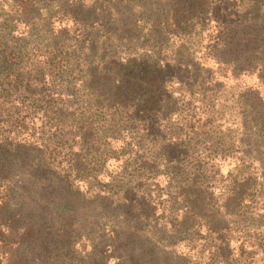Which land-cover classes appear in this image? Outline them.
Returning <instances> with one entry per match:
<instances>
[{
  "label": "trees",
  "instance_id": "1",
  "mask_svg": "<svg viewBox=\"0 0 264 264\" xmlns=\"http://www.w3.org/2000/svg\"><path fill=\"white\" fill-rule=\"evenodd\" d=\"M132 1L142 10L138 22L142 21L143 25L151 23V27L160 28L132 39L136 45L144 41L148 44L153 42L152 60L147 59V49L143 48L146 55L138 56L132 65L127 62L105 67L100 72L98 83V92H105V98L101 100L94 95L99 102L96 107L92 103L93 97L83 108L60 106L63 97L68 100L65 104L73 101L72 105H78L75 94L94 90L86 81L81 82L84 76L79 62L82 60L76 54L87 52L88 56H92L96 51L93 40L84 32L72 38L62 33L63 40L72 45L62 49L60 59L53 61L51 67L55 66L59 72L51 77L61 79L59 82L63 91L40 89L41 92H48L39 104L46 103L51 111L50 114L43 112L44 127L49 129L46 130L48 133L52 132L47 140L40 132L38 138L20 141L12 138L10 141L5 130H27L25 118L22 121L20 116L16 117L14 126L3 119V112L8 111L6 107L11 105L12 96L20 89V83L15 78V85L9 84L11 89L0 88V264H68L70 252L76 245L75 238L71 242L72 237L62 231L66 227L65 218L58 217L60 224L56 229V219L50 218L36 201L27 199L30 197L25 195V182L29 185L30 196L51 194L55 196L54 200L61 196L63 200L77 201L80 205L97 204L103 209H111L114 214L110 219L125 220L131 223L130 229L136 234L149 235L158 245L166 246L189 239V230H193L194 226L197 228L193 234L200 239L215 237L223 241L225 233L230 230L229 222L226 221L224 226L214 220L216 213L219 214L215 209L216 202L225 198L237 205L250 197L245 193L252 188L248 187L250 183L264 187L246 175L244 159L251 157L242 153V158L235 161V169L223 182L225 184L215 193L214 180L206 177L208 164L199 159H211L210 148H204L205 156H197L194 151L195 142L201 137L197 131L203 132L209 125L221 123V113L225 110L223 105L221 109L215 108L219 103L216 96L224 85L213 77L214 72L202 65L203 61L210 58L218 65V70L229 71L235 77L257 74L258 81L264 86V76H261L264 62L253 54L254 48H247L249 43L264 41V0H160L165 7L158 9L154 22L148 20V10L143 9L147 0H127L129 3ZM109 8L115 9V5H109ZM97 10L96 7L77 4L66 14L71 23L83 29L90 22H104V17L96 14ZM126 34L123 32L121 35ZM131 34L128 36H136L139 32ZM202 38L206 41L205 47ZM173 42L179 47L181 44L186 46L185 57L178 50H173ZM4 63L0 61V84L8 83L6 77L1 78L7 74L5 71L9 72V66ZM97 70L99 68L88 69L87 78ZM122 81L128 91L135 94L131 103L122 102L119 88ZM24 92L33 103L31 98L36 92L31 89H24ZM246 94L255 99L244 107L240 103L241 110H246V121L250 127L252 122L256 127V131L248 137L252 139L256 136L262 140L264 100L251 90H247ZM179 104L184 107L181 112L191 116V119L177 127L181 135L176 139L171 137L177 142V158L162 166L158 155L160 149L156 148V144L165 132L159 136V127L180 110L177 108ZM98 109H102L103 114ZM222 123L225 125L226 122ZM222 126L220 124L217 129ZM245 131L242 136L247 138L249 129ZM119 142L121 146L117 147ZM109 161L121 162L115 167L118 177H114L108 186L100 187V178ZM127 170L133 171L126 173ZM156 177L162 178L157 181ZM133 178H136L135 182ZM138 180L143 184L137 185ZM252 192L255 193V190ZM53 202L52 209H57L54 205L61 204V201ZM43 204L46 208L47 205ZM157 209L161 211L159 217L155 216ZM200 226L206 230L204 237L198 233ZM179 227L185 228L180 238L174 233ZM170 236L177 241L170 240ZM55 237L62 238L56 241ZM56 242L59 247L52 249ZM216 252L222 254L223 250L217 249ZM229 254L227 250L226 255H221L224 258L222 264H228Z\"/></svg>",
  "mask_w": 264,
  "mask_h": 264
},
{
  "label": "rangeland",
  "instance_id": "2",
  "mask_svg": "<svg viewBox=\"0 0 264 264\" xmlns=\"http://www.w3.org/2000/svg\"><path fill=\"white\" fill-rule=\"evenodd\" d=\"M106 1H108L107 4ZM117 1L119 0H0V61H5L4 64L9 66V72L5 71L7 74L1 77H6L8 83L0 84V88H10V83H12L10 85H15V81H13L15 78L20 83V89L12 96L11 105L6 107L8 111L3 112V119H7L14 126L16 117L20 116L19 120L23 121L22 118H25L24 125H27V130L23 131L13 130L8 132L5 130L4 132H6L10 141H12V138L18 141L32 139V137L38 138L40 132H43L44 140L50 138L49 135L52 132L48 133L46 130L49 129L44 127L43 118L45 116L43 112L47 111L50 114L51 111L46 103L39 104L40 100L42 102L41 98L46 97L48 90L41 92L40 89L48 88L61 93L63 91L60 88L61 82L59 80L61 79L51 77L56 75L59 70H56L55 66H51H53V61L56 62L60 59L62 49L72 45L67 40H63L64 35L72 38L78 35L79 32H84L93 40L96 51L92 56H88L87 52H83V55L78 52L76 56L80 57L79 60H82L79 62V68L83 71L84 76L81 82L86 81L94 90L75 94V98L77 97L79 101L78 105H72L73 101L65 104L64 102L68 100L63 97L61 99L63 102L59 101L60 106L83 108L93 97L92 103L96 107L99 102H96L98 100L94 95L101 100L105 98V92H98V89H100L98 87V83H100L99 75L105 67L127 62L130 66L138 56L144 57L146 55L142 50L143 48L147 49V55L149 56L147 59L152 60L150 52L153 49V42L151 41L148 44L144 39L141 40V42L144 41L141 45H136L132 39L144 36L148 32L153 33L152 29L160 28L151 27V23L143 25L142 21H137L142 10L134 1L129 3L127 0H121L119 2L122 3H115ZM77 4L89 8L96 7L98 9L96 14L102 15L104 22L97 24L90 22L83 29H79L74 23L70 22L71 20H68L66 14L70 9L76 8ZM109 5H115V9L109 8ZM164 7L160 0H147V5L143 9L148 10L146 13L148 20L154 22V15L158 13V9ZM95 17L92 16V18ZM123 32L127 33V36H122ZM131 32H139V34L128 36ZM125 37H128V39H124ZM169 44H172V42H169ZM87 45L90 44L87 42ZM202 45L203 47L207 45L203 38ZM174 47L173 50H178L181 56L185 57L187 53L185 45L182 46L181 44L179 47V44H174ZM251 47L254 48L253 54L264 62V41L255 44L249 43L247 48ZM90 63L91 65H89ZM203 64L214 72L213 77L224 85L221 93L216 96L219 98L217 99L219 103L215 108L221 109V105L225 107V110L221 113L223 119L221 123L216 122L212 126L209 125L210 127L204 129L203 132L197 131L201 133V137L196 142L194 141L197 144L194 150L197 156H205L203 154L204 148H210L213 155V157H210L211 159L199 158L208 164L206 169L209 172L206 177H212L216 187L215 193H217L218 189L225 184L223 182L228 178V174L235 169L236 159L242 158V153H244L251 157L250 159L246 157L244 159L247 168L245 170L246 175L252 178L257 185H264V138L260 140L256 136L252 139L248 137L256 131V127L253 122L250 127L244 117L246 110L242 111L240 108V103L244 107L245 104H251L254 99L246 94L247 90L256 92L264 100V86H261L258 81L259 75L235 77L229 71L218 70V65L210 58L203 61ZM94 68H99V70L87 78L89 73H86V71ZM63 75L67 77L64 72ZM262 75L264 76L263 72H261ZM53 87L55 88L53 89ZM142 87L144 86L142 85ZM119 88H121L120 96L123 97L122 102L131 103L135 94L128 91L124 81H122ZM24 89H31L33 93L36 92L31 98L33 103H31ZM101 94L103 95L102 98ZM177 108L180 110L174 113L170 119H166L167 122L159 127V136L165 132V136L156 144V148L160 149L158 155L162 166L177 158V142L172 140L171 137L176 139L178 135H181L178 134L177 127L180 126L181 122L184 123L191 119V116H186L185 113L181 112V110L184 111V107L179 104ZM98 111H100V114L104 112L102 109H98ZM195 113L198 114L199 112L195 111ZM214 117H216V113H214ZM196 118H198V115H196ZM217 119H219V116ZM224 121L226 122L225 125L222 123ZM220 124L223 126L217 129ZM209 128L211 130H208ZM247 129H249V132L246 138L242 135ZM3 133H1V136H4ZM179 138L181 139V136ZM116 145L117 147L121 146L120 142ZM185 146L188 147L187 144ZM213 146H217V148L214 149ZM190 148L192 150V146ZM153 154L155 155V153ZM118 162H108V167L100 178V187L108 186L114 177H118L115 170L117 165H121V162ZM159 162L157 161V163ZM132 171L127 170L126 173ZM160 178L162 177H156V180L159 181ZM117 179H120V177ZM132 180L135 182L136 178ZM136 184L142 185L143 182L138 180ZM250 185L248 187H252L250 188L252 190L249 189L245 192L250 197L244 202L235 205L232 201L225 200V198L216 202L215 209L219 211V214L216 213L214 220L219 224H225L224 226L227 225L226 221L229 222L228 227L230 230L225 233L223 241L220 242L215 237L200 239L193 234L197 228L194 226L193 230H189L191 231L189 239H183L171 246L158 245L151 240V236L136 234L130 229L131 223L125 220L120 218L110 219L114 214L111 209H103L97 204L92 206L80 205L77 201L63 200L61 196L54 200L55 196H51V194L30 196L27 182L24 184V190L25 195L30 197L27 199L36 201L41 208L47 211L46 213L50 218L54 217L56 219V229L60 224L58 217L67 220L65 222L66 227L62 231L67 233L69 238L72 237L71 242H73V238L76 241V245H73L74 247L70 252L71 257L68 264H82L83 262L89 264H222L224 258L221 255H226L227 250L230 252L227 259L228 264H264V187L252 186L253 182ZM81 188L83 190L82 186ZM254 190L255 193L252 192ZM85 195L90 196L86 193ZM53 201L55 203L61 201V204L54 205L57 209L50 208L54 203ZM43 203L47 205L46 208L42 206ZM160 214V209H157L155 216L159 217ZM231 215L236 216L232 217ZM184 230L179 227L174 230V233L176 232V236L180 238L183 237L181 232ZM198 233H200V237H204L205 228L200 226ZM55 238L57 241L62 237ZM165 239L168 240L166 237ZM170 240L177 241L176 239L173 240V237ZM166 243L168 242L166 241ZM54 247H59L57 242L53 244L52 249ZM217 249H222V254L216 252Z\"/></svg>",
  "mask_w": 264,
  "mask_h": 264
}]
</instances>
